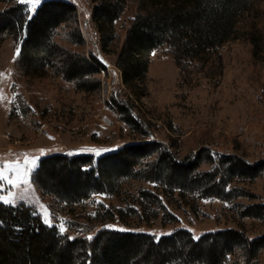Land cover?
<instances>
[{
  "label": "rangeland",
  "instance_id": "rangeland-1",
  "mask_svg": "<svg viewBox=\"0 0 264 264\" xmlns=\"http://www.w3.org/2000/svg\"><path fill=\"white\" fill-rule=\"evenodd\" d=\"M21 1L28 14L29 8L35 12L39 6ZM68 1L79 11L85 51L103 64L102 84L86 91L52 72L27 76L17 67L21 39H5L0 43V161L27 154L39 157L40 163L56 153L91 154L97 159L146 137L162 142L179 160L194 157L202 148L213 157L238 155L251 164L264 160V0H248L238 15L237 35L220 48L224 60L221 75L209 77L195 70L190 80L182 74L169 46L162 45L151 55L140 97L125 84L116 65V49L103 50L93 1ZM131 14L127 10L116 22L122 38ZM129 118L139 123V130ZM19 159L22 162L24 156ZM211 168L206 161L200 167L204 171ZM32 181L14 190L17 198L23 197L18 204L30 205L40 214L47 211L50 223L58 229L63 224L64 233L71 237L82 234L87 224L99 222V218L106 219L100 222L111 228L145 231L157 239L179 229H187L199 239L206 232L227 228L243 231L250 239L264 237V208H260L264 205V173L231 181L227 190L239 188L248 193L230 200L195 192L186 196L164 193L157 183L129 179L118 193H93L69 204L44 193L34 175ZM143 189L158 195L163 206L147 204L140 193ZM8 190L5 184L0 195L9 198ZM142 200L146 210L135 217L129 207ZM248 207L256 215H246ZM119 209L126 212L123 219ZM257 250L248 260L239 248L220 264H264V242Z\"/></svg>",
  "mask_w": 264,
  "mask_h": 264
},
{
  "label": "trees",
  "instance_id": "trees-1",
  "mask_svg": "<svg viewBox=\"0 0 264 264\" xmlns=\"http://www.w3.org/2000/svg\"><path fill=\"white\" fill-rule=\"evenodd\" d=\"M92 1L103 50L116 49V65L124 82L140 97L151 55L162 45L169 46L182 74L190 80L195 70L209 77L221 75L224 60L220 48L237 35V17L248 0ZM127 10L132 14L122 38L116 22ZM28 15L21 0H0V43L10 37L21 39L18 69L31 77L52 72L73 81L78 89H98L103 64L84 49L77 6L68 0H45L30 21ZM253 43L257 45L255 40ZM129 123L140 129L133 118ZM204 161L212 164L210 170L200 169ZM263 173L264 160L251 164L238 155L213 157L206 148L179 160L162 142L146 137L97 159L91 154L43 157L34 182L44 193L69 204L93 193H118L129 179L157 183L164 193L186 196L195 192L230 200L248 193L239 188L227 190L231 181L254 179ZM140 193L147 204L163 206L152 191ZM145 201L131 205L129 211L140 218ZM125 213L119 209L122 219ZM244 213L256 215L251 207ZM100 221L106 219L87 224L82 234L71 237L56 226L45 225L30 205H0V264H220L239 248L250 260L264 242V237L250 239L234 228L206 232L199 239L189 230L179 229L157 239L145 231H119Z\"/></svg>",
  "mask_w": 264,
  "mask_h": 264
},
{
  "label": "snow or ice",
  "instance_id": "snow-or-ice-1",
  "mask_svg": "<svg viewBox=\"0 0 264 264\" xmlns=\"http://www.w3.org/2000/svg\"><path fill=\"white\" fill-rule=\"evenodd\" d=\"M29 5H40L42 0H27ZM34 12L33 8H29V15L27 16V19L30 21L33 18L32 13ZM17 52H19V49H17ZM100 153L97 152L96 155H99ZM19 155H23L24 159L21 162L19 159ZM15 160L12 161H0V188H3V186L6 184L9 186L8 190V197L5 198L4 195H0V205L4 206H10V207H17L18 201L22 200L23 197L17 198L14 194V190L19 188L21 185L29 186L33 181L32 177L35 173V170L38 167L39 163V157H28L27 154H19ZM43 155V153H42ZM28 188L25 187L24 191H27ZM33 215H37L38 213L36 211L32 212ZM42 222L52 227L53 225L50 223V217L47 213V211H44L41 214ZM111 227V226H108ZM59 232L63 234L66 229L61 224L59 226ZM119 231H124V229H118ZM89 240L92 239V237H88Z\"/></svg>",
  "mask_w": 264,
  "mask_h": 264
}]
</instances>
